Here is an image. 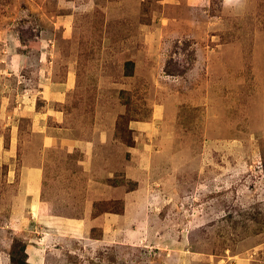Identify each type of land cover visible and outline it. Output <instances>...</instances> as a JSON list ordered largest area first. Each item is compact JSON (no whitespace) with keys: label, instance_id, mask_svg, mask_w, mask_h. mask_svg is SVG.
<instances>
[{"label":"rangeland","instance_id":"rangeland-1","mask_svg":"<svg viewBox=\"0 0 264 264\" xmlns=\"http://www.w3.org/2000/svg\"><path fill=\"white\" fill-rule=\"evenodd\" d=\"M20 261L264 264V0H0Z\"/></svg>","mask_w":264,"mask_h":264},{"label":"crops","instance_id":"crops-1","mask_svg":"<svg viewBox=\"0 0 264 264\" xmlns=\"http://www.w3.org/2000/svg\"><path fill=\"white\" fill-rule=\"evenodd\" d=\"M34 170H38V171H35V172H39L40 171V169H34ZM37 176H38V180L37 181H34L33 177H32V179H30V181H28L29 183H32L33 181L37 183L34 191L32 193H30L33 197H34V194L37 196L38 193L40 192V189H41V186H40L41 182H40L39 174ZM35 201H36V199H35Z\"/></svg>","mask_w":264,"mask_h":264},{"label":"trees","instance_id":"trees-1","mask_svg":"<svg viewBox=\"0 0 264 264\" xmlns=\"http://www.w3.org/2000/svg\"><path fill=\"white\" fill-rule=\"evenodd\" d=\"M21 244H23V243H21ZM21 251L24 253V259H25V261H26V259H28V258H27L28 255L25 254V245H22ZM25 261H24V262L20 261V262H21V264H27Z\"/></svg>","mask_w":264,"mask_h":264}]
</instances>
